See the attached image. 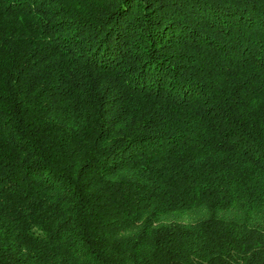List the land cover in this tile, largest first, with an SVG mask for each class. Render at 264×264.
I'll return each mask as SVG.
<instances>
[{
  "label": "trees",
  "instance_id": "obj_1",
  "mask_svg": "<svg viewBox=\"0 0 264 264\" xmlns=\"http://www.w3.org/2000/svg\"><path fill=\"white\" fill-rule=\"evenodd\" d=\"M0 264H264V0H0Z\"/></svg>",
  "mask_w": 264,
  "mask_h": 264
}]
</instances>
